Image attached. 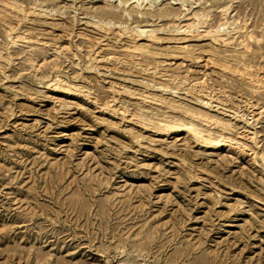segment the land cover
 Listing matches in <instances>:
<instances>
[{"label":"rangeland","instance_id":"1","mask_svg":"<svg viewBox=\"0 0 264 264\" xmlns=\"http://www.w3.org/2000/svg\"><path fill=\"white\" fill-rule=\"evenodd\" d=\"M0 264H264V0H0Z\"/></svg>","mask_w":264,"mask_h":264}]
</instances>
